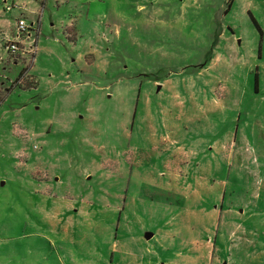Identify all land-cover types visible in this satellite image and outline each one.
Segmentation results:
<instances>
[{
    "label": "rangeland",
    "instance_id": "374dc122",
    "mask_svg": "<svg viewBox=\"0 0 264 264\" xmlns=\"http://www.w3.org/2000/svg\"><path fill=\"white\" fill-rule=\"evenodd\" d=\"M227 1L0 0V264H264V0Z\"/></svg>",
    "mask_w": 264,
    "mask_h": 264
},
{
    "label": "built area",
    "instance_id": "2783aa9c",
    "mask_svg": "<svg viewBox=\"0 0 264 264\" xmlns=\"http://www.w3.org/2000/svg\"><path fill=\"white\" fill-rule=\"evenodd\" d=\"M7 8H8V7H7ZM15 27H16V29H15V36H16L15 38H16V39H15V40L18 41V42H20V41L23 40V39L21 38V37H22L21 35H22L23 33H25V31H26L28 25L26 24V22L24 21V19L20 18V19H18V20L16 21ZM16 41H11V42L9 43V45L6 46V47H7L8 49H10L12 52H15V50L18 49Z\"/></svg>",
    "mask_w": 264,
    "mask_h": 264
},
{
    "label": "crops",
    "instance_id": "0c3cea01",
    "mask_svg": "<svg viewBox=\"0 0 264 264\" xmlns=\"http://www.w3.org/2000/svg\"><path fill=\"white\" fill-rule=\"evenodd\" d=\"M2 1L4 3L6 2V0H2ZM11 1H13V0H11ZM4 3L1 4V7L4 5ZM10 11H11V9L8 12H10ZM16 17H17V15L14 17V20L12 19V21L8 22V25L12 28L13 32H14V28H15L14 25H15ZM2 24H3V21H2V19H0V27L2 26ZM205 246H207V244Z\"/></svg>",
    "mask_w": 264,
    "mask_h": 264
},
{
    "label": "water",
    "instance_id": "95a60500",
    "mask_svg": "<svg viewBox=\"0 0 264 264\" xmlns=\"http://www.w3.org/2000/svg\"><path fill=\"white\" fill-rule=\"evenodd\" d=\"M1 183H3V181ZM151 236H152V232H146L145 233V238L146 239L150 238Z\"/></svg>",
    "mask_w": 264,
    "mask_h": 264
},
{
    "label": "trees",
    "instance_id": "16d2710c",
    "mask_svg": "<svg viewBox=\"0 0 264 264\" xmlns=\"http://www.w3.org/2000/svg\"><path fill=\"white\" fill-rule=\"evenodd\" d=\"M176 2H178V0H175ZM230 0H228L226 3H228ZM208 59H210V57H209V55H207V57H206V61L208 60Z\"/></svg>",
    "mask_w": 264,
    "mask_h": 264
}]
</instances>
